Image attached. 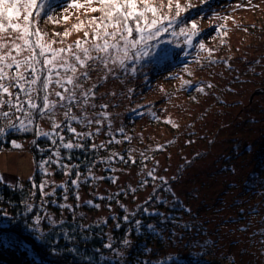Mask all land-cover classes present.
<instances>
[{
	"label": "trees",
	"instance_id": "1",
	"mask_svg": "<svg viewBox=\"0 0 264 264\" xmlns=\"http://www.w3.org/2000/svg\"><path fill=\"white\" fill-rule=\"evenodd\" d=\"M154 6L161 8L162 12L169 15L175 14V5L171 11L167 8V0H151ZM191 3L194 7L188 12L181 14V23L176 26V31L178 32L181 26H190L191 20H196L199 29L201 30L200 36L197 37L190 48L198 47V41H202L205 44V49H212L213 51L209 53L206 52L205 56L193 55L190 58H181L178 55H173V59L165 60L163 64H160L156 69V72L170 71L173 67L181 66L183 64L197 63L198 66L207 67V63L211 60L222 59L221 65L228 71L232 69L233 64H237L241 60L232 59L237 53V45L232 38L231 34L225 23H221L216 26L223 25V28L218 27H206L201 26L197 20L198 14H205L209 9L214 8L217 12L220 10L221 6L226 4L232 5L231 7L224 9V14L226 17L235 18V13L239 11V8L249 7L252 13L251 19L243 18L242 16L236 17L234 20L242 18L244 22L242 26L248 28L250 32L262 33L264 31V8L261 11H256L258 7V0H208L206 4H202V0H180L181 6H186ZM62 4L50 9L48 6L44 7V11L41 14L39 27L44 33V39L53 44H61L65 40H68L71 35L77 32L83 31L88 32V40L92 38L91 25L88 21L93 17H99L101 14L99 12H91L89 16H83L76 21H72L67 27L58 28L59 23H64V19L59 15L58 9ZM52 16L53 20H48L47 17ZM225 18V17H224ZM81 24V27L77 29L75 26ZM224 31L227 32V36H224ZM67 32V35L64 33ZM59 34V35H57ZM135 36V33H134ZM85 39V33H84ZM166 45L172 42L170 34H164L163 40ZM183 60H181V59ZM181 60V62L179 61ZM155 59V63H156ZM186 66H183L184 68ZM181 68V69H182ZM14 72V69L12 70ZM11 74V72H10ZM178 80L184 81L182 86H179L178 92H186L182 100H186L183 104L179 105L177 108V114L175 115L176 120L168 123L167 119H164L160 115L154 113L153 115L145 116V121H142L141 116L147 111L157 107L149 102L152 99L151 95H148V91L153 81L151 78H147L146 81L141 83H135L134 92H128L124 95V105L127 109L125 113H121L117 110V113H112L110 116L106 114L108 107H99V110L94 111L93 106H90L94 101L89 98L87 105L81 103L71 105L72 115L78 118L77 121H73L71 126L77 129L79 133L85 132H96L99 127L100 131L97 135L91 137H85L79 142L84 145L83 149H71L65 150L60 149L61 163L69 166L68 169H62L58 163L55 162L56 158L53 156L55 150L54 146L51 144L48 138L38 137L36 135L35 127L38 126L44 131H52L53 123L61 125V128H57L56 131L61 132L64 136V141L72 140L74 143L77 142V137L72 133L68 132L64 125L67 123L65 116L58 118L56 108L54 112L40 117L38 114L35 117L34 127L32 131L29 132H7L5 136H0V147L3 149L14 148L11 141H16L17 144H25L26 149H30L35 159V172L33 177L26 182H20L16 185H11L4 182L0 178V233L3 234L5 240H11L13 242H24V246H19L18 243L14 244L10 248H17V251L25 256V259H33L39 264H160L161 261H167L168 257H162L160 253L156 250V246H161L162 244V232L166 228H170L173 225H177L175 219L185 214V206L183 200L178 198L179 203H175L173 200V195L164 191L161 188L160 195L165 198L168 203H157L155 200L154 188L160 187V181L157 180L153 183L150 179L146 184L151 187V192L144 191L138 197V193L131 191H126L128 189L134 188V186L125 185L127 188H123L124 184L118 185L115 191L108 192L107 187H112L113 182L107 177L115 176L113 173L117 170H132L137 172L142 179H146V173L148 170L156 168L155 176L160 177L163 174V167L159 166L157 162L158 159H163L165 163L171 156L181 157L183 152L179 147L180 139L182 135H187L191 131L189 128L190 124H194L195 119H191L186 114L189 106H195V102L191 99V94L193 92H200L199 88L203 87L204 92H220V87L224 77L218 76L217 81L206 80L202 74H197L194 71H186V73ZM188 81L189 83H185ZM5 83H11L5 81ZM212 85V87H208ZM188 86L187 90L184 88ZM91 87L97 91L92 92L94 95H99L98 92L99 83L91 85ZM227 88V87H226ZM10 92L13 93L12 97L7 94L3 95L4 100L12 99L15 101V93L19 91L14 86H10ZM53 88L49 87V92H55ZM123 94L124 92H118V94ZM77 97L81 98V92H76ZM34 98L35 94H34ZM21 100L25 99L23 95L20 97ZM59 99V98H58ZM39 103V99L37 98ZM146 106V107H141ZM134 109H139V111H133ZM112 108H109V111ZM0 111H12L7 104L0 106ZM68 111V109H66ZM108 111V112H109ZM204 112V111H202ZM95 113V120H99L100 124L92 121L93 114ZM17 115H22V113H14L11 116L13 121L16 120ZM86 117V119H85ZM188 119L190 121L185 124L182 122L183 119ZM94 119V118H93ZM83 120V123L80 121ZM91 120L92 123L89 125L88 121ZM7 119L0 117V127L7 128ZM109 124L111 125V132L115 135V139L120 141L119 143H109L113 139V136L109 135ZM172 124V125H171ZM124 129V134L119 133V129ZM151 128L159 131V133H166V138L155 137L150 134ZM125 135L131 137V140H125ZM264 134L261 135L260 142L255 146L257 148L254 163L251 166V170L247 175V178L243 182L244 191L251 192L252 198L256 197L258 206L260 210L257 209L253 211L254 217L258 221V234L264 239ZM57 143H61L59 140ZM104 144L105 148H97L92 150L91 145ZM163 145V150H160L159 146ZM254 146V147H255ZM246 148L242 153L246 154L248 152ZM113 153H118L124 155L125 161L116 160L112 164L103 163L100 161H106ZM50 156H53V162L50 164H41V161L48 160ZM70 157V158H67ZM131 157L135 160V163L129 159ZM144 157H149V159H144ZM199 157V156H197ZM196 160L195 158L185 159L179 165L176 175L169 177L167 179L169 186L180 180L185 169L191 166V164ZM111 167L114 171L109 172L107 169ZM91 171L94 177H105V179H92L88 183L81 182L78 186L74 187L71 181L76 178L77 172L81 174V181L87 173ZM166 178V177H165ZM41 182H45L46 186L44 192L52 193L55 191L54 195H49L47 197H42L41 190L36 187ZM66 185L65 187H61ZM102 187L104 189L101 192H97V188ZM79 193V198L86 196L85 201L92 203H84L79 206L81 202L77 200L75 193ZM67 196V199L63 197ZM119 194V195H117ZM114 196V199H102L101 197ZM153 197L152 202L147 206L149 208V213L156 210L160 215L144 214L142 209L139 208L140 205L144 204L149 197ZM250 196H248L249 198ZM85 198V197H84ZM81 198V199H84ZM119 201V203L117 202ZM70 202V203H69ZM26 204L34 205L33 213L26 211ZM72 205V210H69L63 205ZM101 205L108 213H111V221L109 224L99 221H89L87 215L94 208V205ZM111 205V210L109 208ZM120 204H123L127 209L131 211H137V216L135 219H140L143 221V229L134 230L130 236L131 244L125 246L122 243H118L119 240L125 238L126 229L130 226L124 223L122 227H116V220L112 219L113 216L117 218L122 217L125 213L122 211ZM169 211V215L164 217L162 210ZM52 212L61 216H65L63 224L57 223L56 225H51L47 221V212ZM8 213L4 216L3 213ZM34 215H41L42 220L39 227L44 230L48 235L45 237V241L42 242L40 239L34 238L30 228L25 225L35 224ZM14 217V219H13ZM242 217V215H240ZM192 221L199 224L198 220L193 216ZM113 223V225H112ZM152 223L154 227L152 229L147 228V224ZM112 226V235L107 237L108 226ZM70 237H73L70 239ZM111 243L114 247L113 249L104 248L103 245ZM2 246L9 247L3 243ZM211 242L209 240H200L194 238L192 243L187 244L188 253L186 256L178 255L182 259V264H236V261L227 256H222L220 254H212L209 247ZM264 246V241H263ZM30 249L27 253L24 249ZM55 249V251H53ZM120 254L118 255L117 253ZM115 257L120 260H116ZM218 258V259H215Z\"/></svg>",
	"mask_w": 264,
	"mask_h": 264
},
{
	"label": "rangeland",
	"instance_id": "2",
	"mask_svg": "<svg viewBox=\"0 0 264 264\" xmlns=\"http://www.w3.org/2000/svg\"><path fill=\"white\" fill-rule=\"evenodd\" d=\"M58 4H62L60 8H57L59 15L62 18L65 15L69 16L68 20H64L65 24H58V28L67 27L70 22L83 16H89L91 13L87 9H69L65 13L67 0H46L45 6L53 9ZM257 4L258 7L255 10H263L264 0H258ZM227 5L221 6L220 10L223 11L217 12L212 8L205 14L200 13L197 20L201 26L206 27L221 23L228 26V32L237 45V53L232 59L241 60L233 64L230 71L221 65L222 59H217V63L208 62L207 67L191 63V65L183 64L173 67L170 71L156 72L158 66L167 59H173V55L181 58L206 55V49L190 48L185 43L184 37L171 35L170 44L166 45L162 41L161 47L152 50L154 53H159L161 48L167 49L170 53L167 58L160 59L157 56H151L141 61H129L127 72L111 62L107 67L97 64L95 68L88 69V78L86 80L81 78L78 83L83 91L90 92H97L91 85L99 83L98 92L105 93L93 94L90 98L97 102H92L90 106H93L96 113L99 107L107 105L106 114L110 116L112 113H117V110H120L122 114L125 113L127 107L123 103V96L128 92H134L135 83L151 78L153 81L148 95H151L152 99L149 102L157 107L143 114L142 121H145V116L154 113L164 119L175 121L177 108L186 101L182 100L186 92L177 91L179 86L184 84V81L178 79L186 71L202 74L206 80L211 81H217L218 76L224 77L225 80H222L220 87L227 85L224 89H220V92H193L191 94L195 106H189L186 114L189 113L188 117L195 119L196 122L189 125L191 131L187 137L182 135L179 141L181 143L177 150L181 149L183 155L181 157L171 156L166 163L163 159L157 161L159 166L163 167V174L168 179L176 175L179 165L185 159L196 157L191 166L185 169L181 179L170 185L175 197L181 198L185 208L191 211H185V214L178 216L175 219L177 225L166 228L162 232V244L156 246V250L162 257L186 256L187 244L192 243L196 238L209 240L211 242L209 249L212 254L232 258L236 264H264V239L258 234V221L253 213L256 209L259 211L260 206H258L256 197L252 198L254 194L246 193L243 189V182L254 163L257 150L255 145L260 142L261 135L264 134V91L256 92L257 88L264 87V31L262 33L260 31L250 32L248 28L242 26L244 22L242 18L234 20L238 16L251 19L252 13L249 7L239 8V11L235 13V18H231L223 15L224 9L232 6ZM94 6L98 7V5ZM84 33L83 31L77 32L61 44L45 41L55 48L71 47L75 51L76 42L84 39ZM13 35L11 32L0 33V43L8 42ZM24 55L28 53L22 52L20 58ZM64 55L70 57L71 54L65 53ZM183 66L186 67L182 68ZM131 68H135L136 71L132 72ZM108 69L113 71L110 72ZM83 71L85 69L78 66V74ZM50 88L55 91L49 92L50 100L58 101L55 93L62 92L63 89L55 84ZM188 88L186 86L184 90ZM76 92H81V89H76ZM118 92L124 93L118 94ZM110 107L112 110L109 111ZM66 109L68 108L57 105L58 118L65 116ZM95 113L93 114L94 119L91 120L97 122L94 117ZM188 121L190 120L186 118L182 120L184 124ZM151 129L152 136L163 139L167 137L166 133ZM262 142L264 143V140ZM18 145L19 147L0 150V177L11 185L24 183L31 179L36 168L30 149H26L27 146L23 143ZM246 148L249 151L243 154ZM113 173L118 179L113 182L112 187H107L111 194L121 184H124L123 188H127L125 185H133L138 197L142 196L144 191L151 192L150 186H140L142 178L137 172L125 169L116 171L115 169ZM101 191L105 192L102 187H98L97 192ZM81 198H79L81 202L79 206L84 203L89 204L85 201L87 195ZM162 213L164 217L169 215V211L164 209ZM193 216L198 220V225L192 221ZM110 217L111 213H108L101 205L87 215L89 221L105 222L106 219L108 224L109 220L111 221ZM64 219L65 216L47 212V221L53 226ZM50 220H54L55 223H51ZM185 224L190 225V230L184 227ZM107 229L106 236L109 237L112 235V226L109 225ZM25 258L17 251V248L0 244V264H39L32 258ZM115 259L120 260L117 257Z\"/></svg>",
	"mask_w": 264,
	"mask_h": 264
},
{
	"label": "snow or ice",
	"instance_id": "3",
	"mask_svg": "<svg viewBox=\"0 0 264 264\" xmlns=\"http://www.w3.org/2000/svg\"><path fill=\"white\" fill-rule=\"evenodd\" d=\"M208 0H202V4H206ZM46 0H0V33L11 32L14 35L10 37L8 42L0 43V106L7 104L12 111H0V117L7 119V128L0 127V136H5L7 132H29L34 127L35 117L38 114L40 117H44L52 112L59 104L60 107H67L68 111L64 113L67 123L64 127L68 132L77 137V142L72 140L64 141V136L61 132L56 131L57 128H61V125L53 123L52 131H44L38 126L35 127L36 135L38 137L48 138L55 150L53 156L56 158L55 162L59 164L62 169H68L69 166L61 163V151L71 149H83L84 145L80 143L85 137L89 139L97 135L100 131L98 127L96 132L79 133L75 127L71 124L73 121H77L78 118L72 115L71 105L81 103L87 105L88 100L93 93L90 91H83L82 86L78 81L83 78H88V69L95 68L97 64H102L105 67L111 62L113 65L119 67V69L127 72L129 70V61L136 62L141 61L147 57L157 56L160 59L167 58L170 53L167 49L161 48L159 53H154L152 50L161 47L164 34H170L172 36H182L185 39V43L189 46L193 45L194 40L200 36L201 30L198 27L196 20L190 21V26L179 27L178 32L176 26L181 23V14L188 12L194 6L189 2L186 6H181L180 0H167V8L171 11L173 4L175 5V14L169 15L162 12L161 8L153 5L151 0H67V6L64 8L65 13L69 9H87L90 12H99V17L93 16L88 24L91 25L92 39L89 41L87 37L89 33L85 32V39L78 40L75 45V51L71 47L69 48H55L52 44L47 43L44 39V33H42L39 23L41 14L44 11ZM94 5H98L94 6ZM48 20H53L52 16L47 17ZM63 19L66 21L69 19L68 15H65ZM212 27L223 28V25ZM77 29L81 27V24L75 26ZM135 33V36H134ZM68 33L65 32L64 35ZM224 36H227V32L224 31ZM59 35V34H57ZM198 47L200 50L205 49V44L202 41H198ZM7 49V51H4ZM27 52L28 55H24L20 58L22 52ZM211 53L212 49H207ZM15 53V54H14ZM70 53V57L64 55ZM95 53V55H93ZM187 55V53H185ZM91 62V64L89 63ZM218 61L213 59L210 63H217ZM78 66L85 69V71L78 74ZM14 69V72L12 70ZM110 72L112 69H108ZM132 72H135V68H131ZM11 72V74H10ZM5 81L11 82L5 83ZM189 83L188 81L185 82ZM55 84L63 89L62 92H56L55 95L59 98L58 101L50 100L49 87ZM10 86H14L19 89L15 93V101L11 98L7 101L2 97L7 94L9 97L13 96L10 92ZM212 87V85H208ZM81 89V98L77 97L76 89ZM200 92H204V88H199ZM34 94L35 97L34 98ZM23 95L25 99L21 100ZM39 99V103L37 102ZM103 107H107L104 105ZM146 107V106H141ZM133 111H139L134 109ZM14 113H22L17 115L16 120L13 121L11 116ZM86 119V117H85ZM83 123V120L80 121ZM171 123V120L167 121ZM91 120L88 121L90 125ZM100 124V121H97ZM120 134H124V129H119ZM109 135L113 136V139L109 143H119L115 139V135L111 132V125L109 124ZM61 143H57V141ZM125 140H131V137L125 135ZM11 143L19 147L16 141ZM163 145H160V150H163ZM92 150L97 148H105L104 144L91 145ZM53 156H50L48 160L41 161V164H50L53 162ZM70 158V157H67ZM132 163L135 160L129 157ZM149 159V157H144ZM116 160L125 161L124 155L113 153L106 161H100L103 163L112 164ZM109 172L114 171L113 168L107 169ZM156 168L148 170L146 173L147 178L140 181V186L143 187L149 182V179L155 183L160 181V187L154 188L155 200L157 203L167 204L168 201L160 195L161 188L173 195L175 203H179L177 197L172 192L171 187L165 177L155 176ZM81 174L77 172L76 178L71 181V184L76 187L81 182L88 183L92 179H105V177H94L89 171L81 181ZM2 178V177H0ZM112 182H116L118 179L115 176L107 177ZM46 186L45 182H41L36 185L41 190L42 197L54 195L52 193L44 192ZM62 185L61 187H65ZM126 191L135 192V188L128 189ZM119 195V194H117ZM75 196L79 200V193L76 192ZM102 199H114L115 197L104 196ZM67 199V196L63 197ZM153 197H149L144 204L140 205L144 214L160 215L156 210L149 213L148 204L152 202ZM119 203V201H117ZM88 203H92L89 201ZM99 208V205H94ZM63 207L72 210L73 206L65 204ZM122 211L125 213L122 217L117 218L113 216L112 219L116 220V227L123 226L121 223H127L130 226L126 229L125 238H122L118 243H122L125 246L131 244L130 239L127 237L131 235L134 230L143 229V221L135 219L137 211H129L127 207L120 204ZM26 211L33 213L34 205L26 204ZM111 210V205L109 204ZM185 211H191L185 208ZM7 216L8 213H3ZM14 219V217H13ZM35 224L25 225L30 228V231L34 238L45 241V237L48 235L43 229L39 227L41 224L42 216L34 215ZM51 223H55L54 220H50ZM63 224V221H60ZM107 220L105 219V224ZM154 225L152 223L147 224V228L152 229ZM185 228L190 230V225L185 224ZM73 237H70L72 239ZM0 243H3L9 247L18 243L23 247L24 242H13L11 240H5L3 234L0 233ZM104 248L113 249L111 243L103 245ZM27 253L28 249H24ZM55 251V249H53ZM119 255V253H117ZM151 264V261H148ZM160 264H182V259L177 256H168L167 261H161Z\"/></svg>",
	"mask_w": 264,
	"mask_h": 264
},
{
	"label": "water",
	"instance_id": "4",
	"mask_svg": "<svg viewBox=\"0 0 264 264\" xmlns=\"http://www.w3.org/2000/svg\"><path fill=\"white\" fill-rule=\"evenodd\" d=\"M262 91H264V87H261V88H257L256 89V92H262Z\"/></svg>",
	"mask_w": 264,
	"mask_h": 264
},
{
	"label": "built area",
	"instance_id": "5",
	"mask_svg": "<svg viewBox=\"0 0 264 264\" xmlns=\"http://www.w3.org/2000/svg\"><path fill=\"white\" fill-rule=\"evenodd\" d=\"M3 149V147H0V150H2Z\"/></svg>",
	"mask_w": 264,
	"mask_h": 264
}]
</instances>
